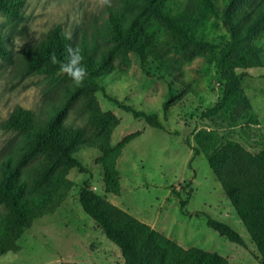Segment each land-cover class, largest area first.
Returning <instances> with one entry per match:
<instances>
[{
	"label": "trees",
	"instance_id": "trees-1",
	"mask_svg": "<svg viewBox=\"0 0 264 264\" xmlns=\"http://www.w3.org/2000/svg\"><path fill=\"white\" fill-rule=\"evenodd\" d=\"M119 0V6L107 7V19L94 33L80 39L54 27L39 43L27 61L25 70L37 75L61 73L59 61L66 47H78L88 75L74 84L73 97L81 100L91 133L66 123L67 107L39 119L31 110L17 107L2 129L16 132L21 141L12 155L0 164V257L20 250L18 241L36 220L54 214L66 201L73 182L71 170L83 169L79 152H99L96 164L102 168L104 191L121 193L117 160L123 148L138 137L133 133L116 145L111 136L119 119L101 109L97 94L102 93L149 127L165 130L155 112L145 113L123 105L110 97L104 80L123 70L135 56L143 71L168 81L169 100L164 110L177 101L183 84L179 65L199 57L215 62L223 83L222 96L202 118L226 114L232 124H257L252 105L241 87V79L263 67L261 49L264 40V0ZM23 0H0V13L12 22L22 18ZM213 16L221 21L228 40L215 43L200 38L196 31L201 21ZM70 37V38H69ZM0 54H6L0 38ZM194 155L204 154L209 168L247 231L256 249V259L264 264V146L252 153L234 141L220 143L212 131L195 135ZM82 211L121 253L123 264H229L217 253L199 248L184 249L164 234L113 205L87 185L79 191ZM181 202V209L184 208ZM207 217V225L230 242L245 247V242L230 225ZM60 264H76L62 262Z\"/></svg>",
	"mask_w": 264,
	"mask_h": 264
},
{
	"label": "rangeland",
	"instance_id": "rangeland-1",
	"mask_svg": "<svg viewBox=\"0 0 264 264\" xmlns=\"http://www.w3.org/2000/svg\"><path fill=\"white\" fill-rule=\"evenodd\" d=\"M22 18L12 22L0 13V38L6 54H0V164L21 141L16 132L2 129L17 107L31 110L37 118L67 107L66 123L91 133L81 100L74 99V84L64 72L55 76L25 70L39 43L57 26L80 39L94 33L107 19V7L119 0H23ZM218 4L221 3L217 0ZM200 38L223 44L228 35L220 20L204 18L197 31ZM263 67L241 79V87L252 105L257 124H232L226 114L202 118L222 96L223 83L215 62L196 57L179 65L183 84H175L177 101L165 112L169 100L168 81L146 74L138 59L104 80L106 93L123 105L145 113L155 112L165 130L148 126L98 93L100 107L112 112L119 125L111 136L116 145L133 133L117 160L121 193L104 191L102 168L96 164L99 152L85 149L78 157L83 169L71 170L73 187L66 201L52 215L36 220L18 241L20 250L0 257V264H123L120 250L82 211L79 191L87 185L93 192L164 234L184 249L199 248L217 253L229 264H260L247 231L236 215L204 154L194 155L195 135L212 131L220 143L234 141L252 153L264 146V40ZM181 202L184 208L181 209ZM230 225L240 234L245 247L220 236L207 225V217Z\"/></svg>",
	"mask_w": 264,
	"mask_h": 264
},
{
	"label": "clouds",
	"instance_id": "clouds-1",
	"mask_svg": "<svg viewBox=\"0 0 264 264\" xmlns=\"http://www.w3.org/2000/svg\"><path fill=\"white\" fill-rule=\"evenodd\" d=\"M83 60L81 49L71 45L66 47V55L63 61H59L54 54L51 56V62L53 64L59 63L60 70L66 73L75 85H80L88 75Z\"/></svg>",
	"mask_w": 264,
	"mask_h": 264
}]
</instances>
